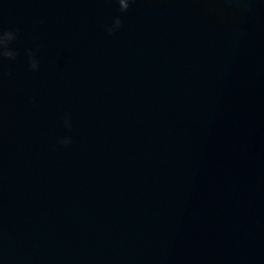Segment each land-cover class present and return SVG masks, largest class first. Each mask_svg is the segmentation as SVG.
<instances>
[{"label":"water","instance_id":"1","mask_svg":"<svg viewBox=\"0 0 264 264\" xmlns=\"http://www.w3.org/2000/svg\"><path fill=\"white\" fill-rule=\"evenodd\" d=\"M0 264H264V0H0Z\"/></svg>","mask_w":264,"mask_h":264},{"label":"clouds","instance_id":"2","mask_svg":"<svg viewBox=\"0 0 264 264\" xmlns=\"http://www.w3.org/2000/svg\"><path fill=\"white\" fill-rule=\"evenodd\" d=\"M121 11H126L129 8V0H118ZM120 20H116V26H119Z\"/></svg>","mask_w":264,"mask_h":264}]
</instances>
